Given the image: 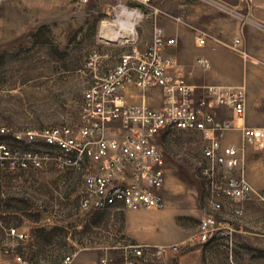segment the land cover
<instances>
[{
    "label": "rangeland",
    "instance_id": "obj_1",
    "mask_svg": "<svg viewBox=\"0 0 264 264\" xmlns=\"http://www.w3.org/2000/svg\"><path fill=\"white\" fill-rule=\"evenodd\" d=\"M119 4L0 0V146L5 144L14 160L20 162L30 148L43 147L41 142L30 143V131L79 125L85 92L135 43L147 45L157 25L166 33L174 26L182 29L176 48L184 61L195 62L196 85L212 79L214 67L209 59V69L196 65L200 55L192 52L193 41L197 48H207L199 44L201 31L225 32L228 46L219 57L223 82L209 85L242 88L247 101L242 121L264 127V0H158L153 5L127 0L124 8ZM157 141L165 150L167 169H172L163 190L166 205L159 210L172 213V228L182 240L176 245L179 250L170 245L166 256L143 264H264V200L253 195L241 204L242 214L229 199L215 209L202 173L207 164L204 135L167 130ZM239 144L238 175L263 190L259 151L243 138ZM28 162L24 168L0 167V264H19L17 254L39 264H57L68 254L75 256L72 264H126L123 250L134 242L124 233L122 212L81 209L80 173L55 163L31 169ZM208 216L216 219L215 229L202 241L201 223ZM13 227L28 239L13 237Z\"/></svg>",
    "mask_w": 264,
    "mask_h": 264
},
{
    "label": "built area",
    "instance_id": "obj_2",
    "mask_svg": "<svg viewBox=\"0 0 264 264\" xmlns=\"http://www.w3.org/2000/svg\"><path fill=\"white\" fill-rule=\"evenodd\" d=\"M125 1L118 0L122 8ZM132 1L153 5L158 0ZM198 40L200 45L206 43L203 36ZM175 44L176 39L168 37L165 29L157 25L153 40L144 51L134 49L124 53L119 64L85 92L79 125L65 124L30 131V143L41 142L43 147L30 148L20 162L13 159L5 144L1 145L0 167L7 164L12 168H24L30 160L31 169L55 163L62 169L80 173L79 205L83 210L161 209L166 205L163 190L167 158L157 135L167 130L190 134L202 132L207 139L202 148L207 162L202 173L211 190L212 206L221 209L222 200L229 199L237 204L238 214H242L241 204L253 195L264 200V189L255 190L237 173L242 161V147L223 144L225 133L235 128L233 121L220 120L213 111L206 109L223 106L232 111L234 118L241 119L246 114L245 91L233 86L206 85V96L196 100L194 87L177 69L174 57L168 54V48ZM198 63L205 69L211 67L204 57L198 58ZM131 85L139 88L143 97L149 89L160 88L165 94L164 104L152 107L146 101L125 102L123 92ZM113 123L119 126L110 134ZM239 128L243 141L259 151L264 164V127L244 123ZM2 130L9 129L4 127ZM215 224L213 216L204 218L199 239H210ZM10 234L18 240L28 239L27 233L15 227L10 229ZM174 248L178 247L175 245ZM124 249L126 264H137L133 256L160 257L165 247L134 243ZM74 259V254H68L57 264H72ZM16 260L19 264H39L23 254H17Z\"/></svg>",
    "mask_w": 264,
    "mask_h": 264
},
{
    "label": "crops",
    "instance_id": "obj_3",
    "mask_svg": "<svg viewBox=\"0 0 264 264\" xmlns=\"http://www.w3.org/2000/svg\"><path fill=\"white\" fill-rule=\"evenodd\" d=\"M122 12V11H121ZM124 12V11H123ZM134 14V13H133ZM126 16L125 14L121 13L120 17ZM132 18L136 19V15H131ZM179 24V22H176ZM182 29L179 26H174L173 31H167L168 37H173L176 39V44L168 48V53L172 55L177 63L178 70L183 73L187 80L194 85L195 97L197 96V99L203 98L206 96L205 93V86L209 84H220L223 82V79L221 77V74L219 73V57H220V51L224 49V47L228 46V42L225 41V32L219 30L216 32H213L208 29H204L200 32V34L205 37L206 39V45L207 48H197L195 46V41L192 43V52L196 53L197 55H200V57H204L209 59L213 64L212 67H214L213 73L211 75L213 76L212 79H204V81H198L202 82L199 84H193L196 82V79L194 77V72H192V68L195 67V62L187 63V61H184V59L180 56L178 48L176 46L179 44V41L182 37ZM226 36V35H225ZM241 37V36H238ZM242 38V37H241ZM134 42V39H132ZM153 40V35L151 37V40L147 43L145 46H139L138 44H134L133 47L128 50L125 53L132 52L134 49L144 51L147 46L151 43ZM232 40V39H231ZM229 41V43L231 42ZM234 41V39H233ZM243 41V38L241 39V42ZM197 42V41H196ZM243 44V42H242ZM124 54V53H123ZM122 54V55H123ZM121 55V56H122ZM198 58L196 60V65L200 67L201 69L205 70L201 64L198 63ZM121 60V57L119 60L112 65L111 68L115 67L119 64ZM110 68V69H111ZM109 69V70H110ZM108 70V71H109ZM106 71V73L108 72ZM105 73V74H106ZM104 74V75H105ZM103 75V76H104ZM193 82V83H192ZM200 94V95H198ZM164 98L165 94L164 92L158 88L154 87L147 91L146 97H143L141 94V91L139 88L131 85L127 88L126 91L123 92V100L128 103H141L143 101H146V103L149 106L152 107H161L164 104ZM207 110L213 111L216 114V117L220 120L228 119L232 120L235 128L231 129V132H226L225 136L223 137V144H238L241 143V130L239 126L241 124H244L245 122L242 121V119L234 118L233 113L231 110H229L226 107L223 106H215L214 108L206 107ZM226 115V117L224 116ZM118 127V124H112L109 129V133L116 131ZM199 134H202V132H197ZM260 154V153H259ZM167 158V156H166ZM168 161V159H167ZM171 170L167 169V181L170 183L171 179ZM169 179V180H168ZM166 196V195H165ZM112 212H122V215L124 217V233L130 238V240L134 243L138 244H151V245H157L161 247H168V246H175L178 245L179 241L182 240V237L178 235L172 227H174V224L170 219L172 218V213L169 210H159V209H140V210H132V209H126V210H117L112 209ZM112 213V214H113ZM114 215V214H113ZM173 250H179V248H174ZM125 252V249L123 250ZM168 250L165 248L163 252V257L166 256ZM132 259L137 264H143L148 259H145L143 257L133 256Z\"/></svg>",
    "mask_w": 264,
    "mask_h": 264
},
{
    "label": "bare ground",
    "instance_id": "obj_4",
    "mask_svg": "<svg viewBox=\"0 0 264 264\" xmlns=\"http://www.w3.org/2000/svg\"><path fill=\"white\" fill-rule=\"evenodd\" d=\"M107 22L106 21H104V24H106Z\"/></svg>",
    "mask_w": 264,
    "mask_h": 264
}]
</instances>
